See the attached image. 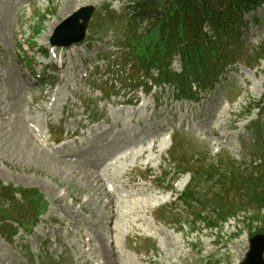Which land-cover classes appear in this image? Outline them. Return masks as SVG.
I'll return each mask as SVG.
<instances>
[{
  "label": "rangeland",
  "instance_id": "obj_1",
  "mask_svg": "<svg viewBox=\"0 0 264 264\" xmlns=\"http://www.w3.org/2000/svg\"><path fill=\"white\" fill-rule=\"evenodd\" d=\"M83 5L95 6L86 38L52 46L55 27ZM126 11L127 0H0V181L38 188L48 205L29 234L0 236V264H241L251 234L264 231V210L220 220L225 195L211 200L219 180L203 176L223 155L255 165L249 123L263 115L254 107L264 105L263 63L236 65L201 100L174 98L168 86L105 97L91 71L117 79L98 54L116 49ZM246 17L253 49L264 40V5ZM170 152L198 171L174 203L190 173L176 182ZM199 199L203 214L190 207ZM164 202L181 213L176 223L159 220ZM213 214L215 223L200 221Z\"/></svg>",
  "mask_w": 264,
  "mask_h": 264
},
{
  "label": "trees",
  "instance_id": "obj_2",
  "mask_svg": "<svg viewBox=\"0 0 264 264\" xmlns=\"http://www.w3.org/2000/svg\"><path fill=\"white\" fill-rule=\"evenodd\" d=\"M262 4L264 0H127L128 19L119 38L124 37L120 57L131 55L132 65L145 75L152 76L157 71L155 82L173 86L178 96L199 98L200 92H211L227 80L224 75L230 66L244 63L254 67L264 60V40L253 49L244 41L249 24L246 15ZM175 59L181 62V72L172 66ZM127 62L128 59L124 65ZM263 126L264 116L263 122L258 120L255 125V142L263 140V150L255 156L259 161L251 169L231 157L225 159V155L221 157L223 164H218L224 165L223 171L213 161L203 166V176L211 174L212 180H219L212 200L218 202L225 195L223 201L228 210L222 207L219 211L224 214L222 221L239 211L254 209L259 214L264 210ZM179 154V165L184 172L192 173V181H197L194 162L187 159L183 165V153ZM213 168L218 172L212 173ZM46 206V199L37 188L0 181L1 235L10 241L19 229L29 232L38 224Z\"/></svg>",
  "mask_w": 264,
  "mask_h": 264
},
{
  "label": "water",
  "instance_id": "obj_3",
  "mask_svg": "<svg viewBox=\"0 0 264 264\" xmlns=\"http://www.w3.org/2000/svg\"><path fill=\"white\" fill-rule=\"evenodd\" d=\"M94 11V6H84L60 23L51 37L53 45L68 46L82 40ZM242 264H264V233L250 239V250Z\"/></svg>",
  "mask_w": 264,
  "mask_h": 264
},
{
  "label": "bare ground",
  "instance_id": "obj_4",
  "mask_svg": "<svg viewBox=\"0 0 264 264\" xmlns=\"http://www.w3.org/2000/svg\"><path fill=\"white\" fill-rule=\"evenodd\" d=\"M262 5H264V4H262ZM261 5V6H262ZM261 6H259V7H261ZM258 7V8H259ZM257 10V9H256ZM255 11V10H254ZM253 12V11H252ZM249 27V24L248 25H246V28H248ZM247 30V29H246ZM98 239H99V241H102V242H104V241H106L107 240V238L104 236V235H98ZM113 245V244H112ZM100 246L101 247H105V246H108V244H106L105 242L104 243H101L100 244Z\"/></svg>",
  "mask_w": 264,
  "mask_h": 264
}]
</instances>
